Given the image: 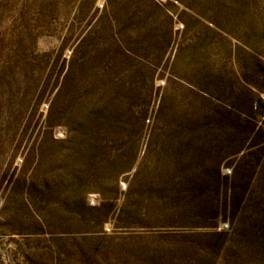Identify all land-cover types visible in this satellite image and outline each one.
Wrapping results in <instances>:
<instances>
[{"label":"rangeland","instance_id":"rangeland-1","mask_svg":"<svg viewBox=\"0 0 264 264\" xmlns=\"http://www.w3.org/2000/svg\"><path fill=\"white\" fill-rule=\"evenodd\" d=\"M0 264H264V0H0Z\"/></svg>","mask_w":264,"mask_h":264}]
</instances>
